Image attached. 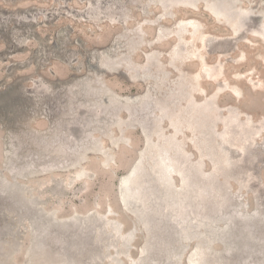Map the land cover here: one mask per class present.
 <instances>
[{
    "label": "rangeland",
    "instance_id": "1",
    "mask_svg": "<svg viewBox=\"0 0 264 264\" xmlns=\"http://www.w3.org/2000/svg\"><path fill=\"white\" fill-rule=\"evenodd\" d=\"M0 264H264V0H0Z\"/></svg>",
    "mask_w": 264,
    "mask_h": 264
},
{
    "label": "bare ground",
    "instance_id": "2",
    "mask_svg": "<svg viewBox=\"0 0 264 264\" xmlns=\"http://www.w3.org/2000/svg\"><path fill=\"white\" fill-rule=\"evenodd\" d=\"M209 3V2H208ZM236 22H235V20H233V21H231L230 23H229V25H230V27H229V30L231 31V32H233L234 30H235V28H236V24H235ZM175 27V26H174ZM174 27H172V28H170L172 31H170L171 33H174L173 31H174ZM61 38V36H60V34H58V35H56V38L55 39H57V44L60 46V42H59V40H61L60 39ZM39 44H40V47H42L44 44H43V42H42V40H40L39 39ZM112 45H113V49L114 50H118L117 48L119 47H121V44H119L118 42H116L115 43V41H114V43H112ZM170 59L173 61L174 60V57L173 56H170ZM183 63V61H178V64L179 65H181ZM209 71V70H208ZM183 72V71H182ZM200 74H199V76H200V78H203V79H207V74L201 69L200 70V72H199ZM183 74V76L185 77V78H187L186 80H188V78H190L189 80L191 81H193V83L196 81V79L194 78V76H192V75H190V74H188V73H185V72H183L182 73ZM185 74L187 75V77L185 76ZM139 80L140 81H142V82H144V83H146V88H145V90H144V92L142 93V95H145V94H147V93H149V92H152V93H154V94H157L156 92H158V89H159V86L157 85V83L159 84L160 83V81H159V78H157V76L155 77H153V78H146V77H142V78H139ZM134 81H135V79H134ZM141 82V83H142ZM261 82V81H260ZM260 82H257L256 83V86L258 87V85L260 84ZM255 84V83H254ZM259 88H262V87H260L259 86ZM258 89V88H257ZM169 90H171V88H169ZM260 90H262V89H260ZM230 91H231V93H232V95H234L235 97H240V93L241 92H239V89L236 87V86H230ZM169 93V92H168ZM153 94V95H154ZM113 96H114V98L115 99H117V101L118 102H122V103H124V104H130V103H132V102H130V101H134V102H137L138 103V105H140L142 102H140L141 101V99H142V96L140 97H136L135 99H136V101H135V99L134 100H129V99H119L118 97H117V95L115 96L114 94H113ZM4 113H5V111H4ZM170 122V125H169V128H171L172 129V133H174V131H175V133H174V135L176 134V130L177 129H181V130H189L190 132H191V125L188 123V120H187V114H186V112L183 110V107H182V109H180V111H178V112H176V114H175V116H172V118L169 120ZM171 134V133H170ZM191 134V133H190ZM190 140V135L188 136V137H182L181 139H180V141H182L183 143H185V142H190V144L192 143L193 144V142L192 141H189ZM157 145L159 146V144H157L156 142L154 143V141L153 142H151L150 144H149V147L152 149H155V152H156V149H157ZM137 162L138 161H136L135 163H134V165H133V169L137 166ZM131 170V169H130ZM133 171V170H132ZM131 173V172H130ZM128 176V175H127ZM127 176H125V177H123V178H121L120 180H119V184H120V188H121V190L123 189V185H125V183H126V180H127ZM179 187V186H178ZM176 189H178L177 187H176ZM177 192H179L178 190H177Z\"/></svg>",
    "mask_w": 264,
    "mask_h": 264
},
{
    "label": "trees",
    "instance_id": "3",
    "mask_svg": "<svg viewBox=\"0 0 264 264\" xmlns=\"http://www.w3.org/2000/svg\"><path fill=\"white\" fill-rule=\"evenodd\" d=\"M93 239H94V242L99 243V241H98V237H97V234H96V233L94 234ZM166 243H168V242H166ZM168 248H169V247L166 245L165 248H164V250H163L162 252L164 253ZM163 253H161V254H163ZM74 261H75V260H74Z\"/></svg>",
    "mask_w": 264,
    "mask_h": 264
},
{
    "label": "water",
    "instance_id": "4",
    "mask_svg": "<svg viewBox=\"0 0 264 264\" xmlns=\"http://www.w3.org/2000/svg\"><path fill=\"white\" fill-rule=\"evenodd\" d=\"M97 52H100V51H97ZM135 98H136V97H134V98L131 97V98H129V100H134Z\"/></svg>",
    "mask_w": 264,
    "mask_h": 264
}]
</instances>
